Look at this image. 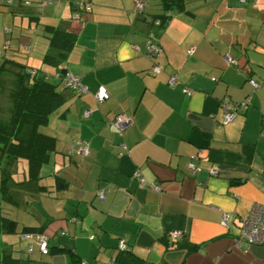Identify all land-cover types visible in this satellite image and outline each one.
Masks as SVG:
<instances>
[{
  "label": "crops",
  "instance_id": "crops-1",
  "mask_svg": "<svg viewBox=\"0 0 264 264\" xmlns=\"http://www.w3.org/2000/svg\"><path fill=\"white\" fill-rule=\"evenodd\" d=\"M74 1L52 0L37 11L21 0H0V64L6 63L0 113L11 109L16 67L10 61L37 68L60 86L65 72L87 86L83 93L65 88V102L40 126L55 138V149L38 183L12 194L22 213L9 216L17 228L13 237L2 234V248L16 264H264V243L245 252L234 244L241 217L264 203V0H184L188 12L163 26L152 24L162 12L159 0H143L142 12L134 0H90L80 18L72 17ZM46 25L76 35L56 66L42 59L56 55ZM149 39L160 47L151 58ZM153 65L160 72L150 73ZM100 86L109 96L98 103ZM224 97L249 102L220 126ZM86 108L92 111L84 116ZM117 114L131 124L117 129L109 123ZM74 139L88 144L87 155L70 153ZM192 154L199 172L188 171ZM22 227L47 234L49 253L35 242L28 252L32 240L22 237ZM174 230L182 233L175 242L168 239ZM119 238L125 250L118 249Z\"/></svg>",
  "mask_w": 264,
  "mask_h": 264
},
{
  "label": "trees",
  "instance_id": "trees-1",
  "mask_svg": "<svg viewBox=\"0 0 264 264\" xmlns=\"http://www.w3.org/2000/svg\"><path fill=\"white\" fill-rule=\"evenodd\" d=\"M159 1L162 12L154 17L159 20V26H163L171 18L172 12H188L184 0ZM45 31L48 46L56 51V55L45 53L42 58L43 63L46 66H56L73 48L76 35L52 25H46ZM10 63L14 64L16 71L14 86L8 94L11 101L9 119L7 122L0 121V201L8 200L13 203L12 194L9 193L11 187L29 183L36 185L40 179L42 166L48 163L50 153L55 149V138L41 132L39 128L45 125L49 115L65 102L63 90L68 87L64 83L61 86L52 83L47 78V74L37 68H30L13 61ZM5 64L2 61L0 71L4 69ZM18 159L25 162L24 176L21 181L15 182L11 167ZM55 183L56 186L59 185L61 178L56 177ZM16 228L17 222L5 215L0 206V234L15 233ZM34 230L37 229L22 227L21 232L22 234L37 232ZM48 240L47 235V244ZM16 263L17 259L12 257L10 251L6 248L0 250V264Z\"/></svg>",
  "mask_w": 264,
  "mask_h": 264
},
{
  "label": "built area",
  "instance_id": "built-area-1",
  "mask_svg": "<svg viewBox=\"0 0 264 264\" xmlns=\"http://www.w3.org/2000/svg\"><path fill=\"white\" fill-rule=\"evenodd\" d=\"M241 2L245 0H240ZM7 3H11L12 0H6ZM21 2L25 5H32L35 10L40 11L43 7L49 5L52 3V0H21ZM254 3H256V0H253ZM144 1L143 0H134V10L136 12H142L144 8ZM74 8L77 12L72 13V17L74 18H80L78 11H85L88 12L91 10V2L90 0H76L73 2ZM152 24L154 26H159V20L153 19ZM149 38L151 37V33H149ZM8 42L5 43L4 48L7 47ZM160 50L159 45L152 41L151 39L148 40L146 44V56L151 58L154 56L158 51ZM188 54L192 53V48L187 50ZM224 59L227 62H232L233 60L230 59L227 55L224 56ZM161 67L158 65H153L149 72L152 74H157L160 72ZM63 83L66 87L71 88L76 93H83L87 91V86L84 85L80 77L76 74L65 72L62 76ZM176 81L175 73H170L168 77V84L172 86ZM250 84L253 87H257L258 84L253 81L249 80ZM186 93H190L191 91L188 89H184ZM109 94L107 90L100 86L96 92L94 93V98L96 102H102L108 98ZM249 102V99L246 98L240 102H233L228 97H224L219 102L220 107V121L219 125H225L229 123L238 113V111L244 107L247 106ZM91 109L86 108L83 110V115L87 116L91 114ZM109 123H111L113 126H115L119 130H123L128 125L131 124V118L124 115V114H117L115 115L111 120H109ZM76 149V150H75ZM69 150L70 153H72L74 150L77 151L80 155H87L88 154V144L81 140V139H74L69 144ZM197 155L192 154L189 156V160L187 163L188 171L190 173L199 172L200 167L195 163ZM216 169H210L209 174L213 175L216 173ZM134 177L138 180L139 183H143L144 180L141 176V173L139 170L134 171ZM105 189L101 188L97 192L98 199L100 201L104 198ZM228 217V214H223L221 222L225 224V221ZM71 220H75L74 218H71ZM22 237L24 239H31L32 241L28 244L27 250L28 252H31L33 242H35L38 245V248L42 254L49 253L48 244H47V235L44 232H26L22 234ZM92 238V236H91ZM182 238V233L180 231H172L168 234V239L175 242ZM254 243H264V203H254L250 210L241 217L240 220V227H239V233L237 237L234 239V244L241 249V251L245 252L249 245ZM118 249L119 250H125L126 244L124 238L118 239ZM108 264H111L109 262Z\"/></svg>",
  "mask_w": 264,
  "mask_h": 264
},
{
  "label": "rangeland",
  "instance_id": "rangeland-1",
  "mask_svg": "<svg viewBox=\"0 0 264 264\" xmlns=\"http://www.w3.org/2000/svg\"><path fill=\"white\" fill-rule=\"evenodd\" d=\"M177 12L173 13L172 16H176ZM1 59V58H0ZM3 107L5 105V103H2ZM9 110L6 109L0 113V119L1 121L7 122L9 119ZM24 167H25V162L22 159H18L14 165L11 167V173H12V178L15 182L21 181L23 176H24ZM29 186V185H27ZM24 188L26 187H22L20 184H18L17 186H12L11 190H10V194L13 195H19L20 193H22V190H24ZM0 206L2 209V212L10 217H15L17 215H20L22 212L19 213V209H18V205L15 203H11L8 200H1L0 201ZM3 236L2 234H0V250L2 249V240H3ZM8 236H15L12 234H8ZM18 240V239H14ZM23 241V240H22ZM25 242V241H24ZM14 247L17 248V243L14 244Z\"/></svg>",
  "mask_w": 264,
  "mask_h": 264
}]
</instances>
